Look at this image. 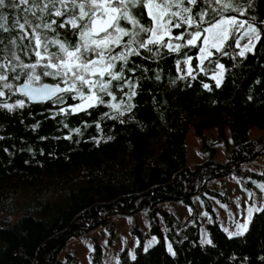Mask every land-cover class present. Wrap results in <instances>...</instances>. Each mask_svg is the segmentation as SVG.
Instances as JSON below:
<instances>
[{"label": "trees", "instance_id": "16d2710c", "mask_svg": "<svg viewBox=\"0 0 264 264\" xmlns=\"http://www.w3.org/2000/svg\"><path fill=\"white\" fill-rule=\"evenodd\" d=\"M103 1L0 0V264H79L72 253L60 260L71 238L110 223L114 213L139 212L151 230L134 226L139 245L134 257L123 250L120 264H264V208L245 233L229 236L207 201L210 243L203 244L197 210L183 222L159 207L205 197L211 180L243 174L244 163L264 154V134L250 138L253 128L264 131V0H157L166 2L167 18L174 15L178 51L169 39L147 41L148 0H117L112 37L93 42ZM224 15L254 23L256 47L242 55L232 37L200 69L191 41ZM116 31L124 33L118 41ZM188 56L194 75L180 77L178 63ZM220 63L218 85L212 74ZM25 80L66 92L31 103L17 90ZM92 94L95 102L82 107ZM191 126L202 138L217 128L215 142L229 129L227 161L211 148L209 160L188 167ZM254 175L264 181V173ZM150 234L159 241L145 249ZM91 264H106L100 246Z\"/></svg>", "mask_w": 264, "mask_h": 264}, {"label": "rangeland", "instance_id": "374dc122", "mask_svg": "<svg viewBox=\"0 0 264 264\" xmlns=\"http://www.w3.org/2000/svg\"><path fill=\"white\" fill-rule=\"evenodd\" d=\"M101 1V0H100ZM117 0H104L100 3L101 15L96 13L95 19L91 25V33L93 34V42H108L112 36L109 30L112 29L119 6L116 5ZM97 7V8H99ZM95 8V9H97ZM147 10L149 16L153 20V28L148 42H162L169 39V48L178 51L181 43L173 39V25L170 22L174 19V15L168 18L169 9L165 3L157 0L147 1ZM134 26L132 35L135 38L139 31V25L132 23ZM122 31H116L115 37L120 39L123 37ZM181 37V36H179ZM235 37V43L239 47L242 55L254 51L259 40V32L257 26L239 16L224 15L215 22L204 27V31L199 33L192 39L199 47L198 66L203 68L205 61L214 53L215 50L220 51L227 42ZM133 38V39H134ZM85 46L89 45L90 39L84 35ZM84 44L80 46L79 51L85 48ZM84 47V48H83ZM79 51L71 53L77 58ZM99 64V63H97ZM107 67L93 68V73L103 74ZM180 77L194 75L193 57L188 56L181 60L177 66ZM92 73V74H93ZM212 78L220 85L224 78V66L222 63L218 65ZM96 97L92 94L84 101L82 107L94 103ZM219 130L217 128L205 131L204 138L198 136L193 126L190 127L187 138V166L194 169L210 159L211 148L215 149L214 158L218 161L225 162L228 159L229 149L232 148V138L229 129H226V139L216 141ZM264 134L259 128H253L250 132V138L257 139ZM243 167L246 171L243 174L232 173L228 176L211 180L205 191V197L194 195L190 203L183 200L167 201L160 204L161 209H165L174 213L181 221H186L195 210L198 211L200 221L201 242L203 244L210 243V237L207 230V224L212 217V212L207 205L210 203L211 208L220 222L221 227L229 236L243 234L248 230L250 221L254 214L264 208V181L256 177L254 174L264 173V154L258 155L254 160L244 163ZM111 221L108 224H100L94 228H90L84 235L71 238L65 249L60 255V260L64 261L69 253L78 257L79 264H91V257L97 246L103 251V258L106 264H120V254L127 249L132 257H134L135 249L139 245V237L133 228L137 225L146 232H150V221L145 212L137 214L114 213L111 215ZM163 232L166 236V227L163 225ZM159 241V237L150 234L145 241V249L153 247ZM168 248L171 250V244L167 240Z\"/></svg>", "mask_w": 264, "mask_h": 264}, {"label": "water", "instance_id": "95a60500", "mask_svg": "<svg viewBox=\"0 0 264 264\" xmlns=\"http://www.w3.org/2000/svg\"><path fill=\"white\" fill-rule=\"evenodd\" d=\"M17 90L20 95L27 97L31 103L36 104L47 103L66 92L63 85L52 83L33 84L29 80L21 83Z\"/></svg>", "mask_w": 264, "mask_h": 264}]
</instances>
